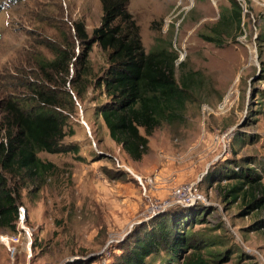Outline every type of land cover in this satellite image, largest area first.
<instances>
[{
    "label": "rangeland",
    "instance_id": "1",
    "mask_svg": "<svg viewBox=\"0 0 264 264\" xmlns=\"http://www.w3.org/2000/svg\"><path fill=\"white\" fill-rule=\"evenodd\" d=\"M235 1L240 30L219 25L229 0H129L145 52L176 53L175 79L190 96L182 119L156 129L135 163L98 115L108 101L101 87L108 53L94 44L85 59L73 27L83 23L92 38L99 0H0V145L12 122L8 104L56 110L65 134L60 153L37 155L55 166L39 190L8 180L25 214L15 232L0 228V264H113L140 231L191 208L204 211L191 227L193 243L225 244L202 250L204 258L228 251L216 264H264V202L251 208L264 199V0ZM217 27L222 46L202 37L217 36ZM245 168L260 180L233 199L227 192L239 180L231 173ZM185 185L198 202H174V189Z\"/></svg>",
    "mask_w": 264,
    "mask_h": 264
},
{
    "label": "trees",
    "instance_id": "2",
    "mask_svg": "<svg viewBox=\"0 0 264 264\" xmlns=\"http://www.w3.org/2000/svg\"><path fill=\"white\" fill-rule=\"evenodd\" d=\"M102 10L101 24L88 39L83 23L73 25L77 40L84 45L87 57L92 45L108 53L109 67L101 79V87L108 101L98 109L108 136L132 162H140L149 152V139L163 124L178 122L190 101L188 91L175 79L178 55L168 50L145 52L139 28L127 11L129 0H99ZM230 9L220 15L219 25L241 29V7L229 0ZM227 13V15L225 14ZM229 14V15H228ZM217 36H202L218 46L223 45L221 32ZM262 37V36H261ZM260 40L259 43H263ZM260 47V46H259ZM76 94L81 96L78 86ZM41 97V94H38ZM48 102L47 99H43ZM18 104H8L12 122L7 125L5 143L0 145V228L15 232L18 218V197L8 188V180L19 177L33 182L39 190L44 175L55 169L44 163L38 153L57 154L61 150L64 134V117L56 110L26 113ZM143 131V134L140 132ZM239 183L227 193L236 199L243 187H254L258 174L251 169L231 173ZM263 200H252L259 207ZM180 207V206H179ZM177 208V207H176ZM181 208V207H180ZM182 209V208H181ZM204 211L191 208L164 214L152 226L136 236L134 242L121 248L113 264H216L229 259L228 251L214 254L208 260L201 254L207 248L225 247L224 242L212 238L203 245L194 244L191 227L201 223ZM261 223H258L259 226ZM262 226V225H261ZM193 252L188 254L189 250ZM164 252L165 256L161 257ZM238 253V252H237ZM240 257V256H236ZM71 260L67 264H86Z\"/></svg>",
    "mask_w": 264,
    "mask_h": 264
},
{
    "label": "built area",
    "instance_id": "3",
    "mask_svg": "<svg viewBox=\"0 0 264 264\" xmlns=\"http://www.w3.org/2000/svg\"><path fill=\"white\" fill-rule=\"evenodd\" d=\"M192 191V186L185 185L174 189L172 193V198L176 204H191L194 202H198L199 196H194V194H190ZM155 209V207H154ZM25 214V210L23 208L19 209L18 216L22 217Z\"/></svg>",
    "mask_w": 264,
    "mask_h": 264
}]
</instances>
